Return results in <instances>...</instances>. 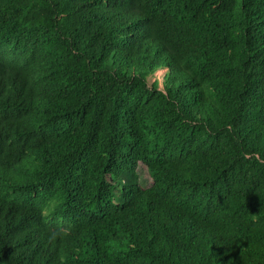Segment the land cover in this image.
Wrapping results in <instances>:
<instances>
[{
    "label": "trees",
    "instance_id": "1",
    "mask_svg": "<svg viewBox=\"0 0 264 264\" xmlns=\"http://www.w3.org/2000/svg\"><path fill=\"white\" fill-rule=\"evenodd\" d=\"M0 264H264V0H0Z\"/></svg>",
    "mask_w": 264,
    "mask_h": 264
},
{
    "label": "rangeland",
    "instance_id": "2",
    "mask_svg": "<svg viewBox=\"0 0 264 264\" xmlns=\"http://www.w3.org/2000/svg\"><path fill=\"white\" fill-rule=\"evenodd\" d=\"M164 74L162 71L156 73L154 76L149 77V83L152 84L155 81L160 83V87L162 88V78ZM138 173L140 175V183L144 188H149L152 185L151 177L148 173L147 168L143 164H139Z\"/></svg>",
    "mask_w": 264,
    "mask_h": 264
},
{
    "label": "clouds",
    "instance_id": "3",
    "mask_svg": "<svg viewBox=\"0 0 264 264\" xmlns=\"http://www.w3.org/2000/svg\"><path fill=\"white\" fill-rule=\"evenodd\" d=\"M160 72V71H158ZM157 72V73H158ZM46 208L47 206L45 205L44 207L41 208V216L42 217H47L48 215H50V213H48L46 211ZM60 235L59 231L57 230H53L50 232V235H49V241L52 242V241H55L57 239V237Z\"/></svg>",
    "mask_w": 264,
    "mask_h": 264
}]
</instances>
